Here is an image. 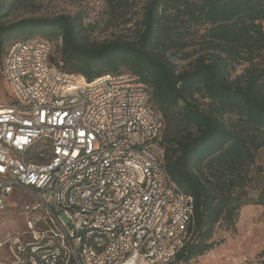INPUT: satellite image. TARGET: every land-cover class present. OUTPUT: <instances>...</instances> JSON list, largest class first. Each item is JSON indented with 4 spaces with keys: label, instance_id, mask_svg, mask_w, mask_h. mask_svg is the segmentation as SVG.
I'll return each mask as SVG.
<instances>
[{
    "label": "built area",
    "instance_id": "built-area-1",
    "mask_svg": "<svg viewBox=\"0 0 264 264\" xmlns=\"http://www.w3.org/2000/svg\"><path fill=\"white\" fill-rule=\"evenodd\" d=\"M60 43L30 36L0 59L13 100L0 96V211L17 192L31 198V240L0 247L14 264H178L194 202L165 170L151 86L130 70L68 72Z\"/></svg>",
    "mask_w": 264,
    "mask_h": 264
},
{
    "label": "trees",
    "instance_id": "trees-1",
    "mask_svg": "<svg viewBox=\"0 0 264 264\" xmlns=\"http://www.w3.org/2000/svg\"><path fill=\"white\" fill-rule=\"evenodd\" d=\"M33 1L0 0V59L16 40L60 36L64 70L87 79L130 70L150 85L163 120L165 170L194 202L175 262L211 250L217 225L235 227L244 204L236 191L251 181L249 168L264 147V0H145L135 38L102 41L85 38L79 13L6 21ZM191 26L203 27V48L178 68L171 53L188 46L180 31ZM241 61L248 66L231 78Z\"/></svg>",
    "mask_w": 264,
    "mask_h": 264
},
{
    "label": "rangeland",
    "instance_id": "rangeland-1",
    "mask_svg": "<svg viewBox=\"0 0 264 264\" xmlns=\"http://www.w3.org/2000/svg\"><path fill=\"white\" fill-rule=\"evenodd\" d=\"M144 3L145 0H127L126 3L119 5H115L112 0H34L30 4L20 5L13 9L6 21L29 16L79 13L83 17V23L88 28L85 38L90 41H102L115 36L135 38ZM261 23L264 29V20ZM202 34V26L181 28L180 36L189 44L182 51L171 53V57L178 68L187 67L190 60L202 50L203 47L200 42ZM50 40L56 42V38ZM247 66L246 61L236 64L231 70V78L243 73ZM1 95L5 101H13L11 97L5 95V89L0 80ZM30 199L27 195L19 196L18 192L8 199L9 203L6 209L0 211V240L7 239L9 241L14 237H18L23 243L31 240L28 226L29 215L23 210V204L29 202ZM61 217L66 221L64 215ZM38 225L43 229L50 226L44 222H40ZM249 229H251L250 225L239 227L238 230L235 227L226 229L223 224H219L216 226L213 235L217 244L211 250L189 262H178V264H263L264 247L257 248L253 254L250 253L253 242L249 244L250 242L245 238ZM258 233L263 235V240L260 239L258 242L264 246V228ZM9 245L10 243L7 242L0 247V261L5 264H14L15 254L9 249ZM14 248L15 246H13Z\"/></svg>",
    "mask_w": 264,
    "mask_h": 264
},
{
    "label": "crops",
    "instance_id": "crops-1",
    "mask_svg": "<svg viewBox=\"0 0 264 264\" xmlns=\"http://www.w3.org/2000/svg\"><path fill=\"white\" fill-rule=\"evenodd\" d=\"M249 176L251 181L236 191L244 200V204L239 210L235 228L239 230V227L251 226L249 233H245V238L249 244L253 242L250 248V253L253 254L257 248L264 247L258 242L260 239L263 240V235L258 231L264 228V147L258 150V156L249 168Z\"/></svg>",
    "mask_w": 264,
    "mask_h": 264
}]
</instances>
